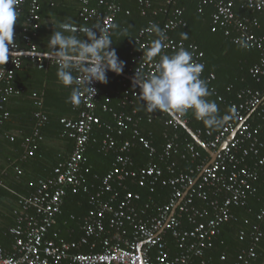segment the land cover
I'll use <instances>...</instances> for the list:
<instances>
[{
	"label": "built area",
	"instance_id": "built-area-1",
	"mask_svg": "<svg viewBox=\"0 0 264 264\" xmlns=\"http://www.w3.org/2000/svg\"><path fill=\"white\" fill-rule=\"evenodd\" d=\"M90 1L84 0V19L112 33V25L116 26V18L123 9L121 0H94L95 6H90ZM179 1L165 0V5L153 8L152 0H139L142 15L150 14L152 18L139 30L138 49L129 71L134 76L136 68L143 65L145 73H156L159 56L151 61L146 59L150 42L156 38L147 29L155 23L167 36L162 54L176 52L181 47L192 52L193 59L204 66L201 79L218 94L212 84L217 76L207 71L204 51L194 42L176 40L172 36L174 30L187 26L185 9L178 5ZM41 3L42 0L17 2L18 15L28 7L26 31L31 33L24 41L29 50L21 48L14 26L15 43L9 50L18 55L9 54L8 61L0 63V110H5L7 97L21 93L14 83L23 65L21 53L31 54L33 61L45 66V59L38 56L40 52L33 42L34 31L41 20ZM207 5L214 7L213 24L223 27L235 44L260 52V60L251 67L250 74L262 82L264 35L258 34L256 29L264 21V0H202L199 11L203 12ZM238 11L250 14L240 15ZM159 16H166V19L163 21ZM48 60L58 64L55 59ZM75 71L76 77L81 79ZM102 84L95 82L94 96L82 92L80 105L72 104L78 112L76 118L61 119L74 140L73 150L34 193L20 199L15 210L17 224L9 228L15 241L10 248L0 247V264H194L198 259L201 264H210L205 259L206 253L214 248L223 225L235 218L234 208L247 205L264 173V88L237 89L236 99L229 102L222 128L217 132L199 128L195 132L212 154L203 153L196 142L183 140L177 131L166 132V141L160 149L152 138L142 133L141 118L136 117V110L130 113L103 104L102 110L113 115L115 126L107 125L100 151L113 153L115 159L103 176L95 173L89 179L88 147L95 128L103 125L98 114ZM227 90L233 92L234 85H229ZM139 92L132 81H125L120 106L133 105ZM218 99L227 101L220 94ZM191 111L173 112L172 117H168L166 112L156 110L149 112L148 121L164 117L166 125L177 128L182 123L187 125ZM4 115L7 117L9 112L5 110ZM36 117L35 131L25 138L30 152L44 139L41 128L48 121V116L41 112H37ZM128 130L131 137L124 139ZM10 138L14 141L15 135ZM137 145L148 152L149 163L136 164L133 151ZM133 185L150 192L161 185L170 187L171 192L168 201L161 203L152 195L143 199L141 192L131 189ZM81 192L88 194L90 207L81 219V234L71 238L74 233L71 230L70 237H66L59 227V216L66 197ZM258 219L264 220V208ZM245 235L242 231L241 238ZM250 236L252 244L239 253L236 264H251L257 257V247L263 236L259 224H254Z\"/></svg>",
	"mask_w": 264,
	"mask_h": 264
},
{
	"label": "trees",
	"instance_id": "trees-1",
	"mask_svg": "<svg viewBox=\"0 0 264 264\" xmlns=\"http://www.w3.org/2000/svg\"><path fill=\"white\" fill-rule=\"evenodd\" d=\"M121 0L122 11L116 18V27L113 31L119 29V25L127 27L136 26V22L141 24V27L147 25L148 21L152 18L151 15L144 16L142 15L139 7V0ZM202 0H180L179 6L185 9L184 18L187 21V26L184 28H178L172 32V36L176 40H184L186 42H194L199 45L201 50L205 53V62L207 66V71H213L216 74V80L212 83L218 94L223 95L227 101L221 102L218 99V94H215L210 90V95L205 99L214 101L218 107V117H225L229 112L230 100L236 99V90L241 87L250 86L253 88H264V80L262 82L257 81L251 74L250 69L260 60V52L257 49L246 48L241 45L235 44L231 37L225 34L223 27L215 25L212 22V13L214 11L213 5L204 6V11L200 12L199 8L201 6ZM41 20L39 28L36 29L35 35L33 37V42L37 45L38 51L42 53H49L47 49V41L53 31V24L55 25L61 21H71L78 28H95L94 21H86L82 16L83 7H80L74 12H71L68 15H63L60 13L59 7L54 0H42L41 3ZM90 6H95L96 2L94 0L90 1ZM165 5V0H152V7L157 8ZM127 11H130L127 14ZM121 13L127 14L123 23L119 22ZM238 14L245 15L250 14L248 11H238ZM122 17H125L123 15ZM163 21L166 19V16H159ZM48 19L53 20L52 23L46 22ZM17 39L21 44V48L25 51H28V47L25 45V36L30 32L27 30L28 27V7L24 8V11L18 15L17 21L14 24ZM137 30V32L140 30ZM136 30L132 32L134 39L137 34ZM256 32L260 35H264V21L261 23V27L256 29ZM98 34V33H97ZM77 36L83 38L84 33L82 31L76 33ZM117 35V34H116ZM128 35V34H127ZM137 37V36H136ZM115 35H112V48H115L120 59L125 61L124 72L130 73L128 68L132 63V60L135 57V53L130 54V50L124 49L117 46L115 43ZM128 36L126 37L127 42ZM135 40V39H134ZM134 48V47H133ZM175 52H168L167 55H172ZM26 57H22L24 61ZM28 58V57H27ZM32 60V58H29ZM48 60V59H45ZM110 74L119 76L113 72ZM131 74V73H130ZM122 83L125 81L131 82L128 79L122 78ZM233 84L235 90L229 92L227 87ZM137 89H139L137 87ZM140 90V89H139ZM101 94V93H100ZM12 97V96H11ZM100 97V96H99ZM8 98V97H7ZM5 110L9 112V115L5 117V110H0V157L5 156L7 158V166L5 168L0 167V180L2 181L0 185V247L10 248L15 241L13 235L9 233V228L17 224V217L15 210L19 207L20 197L16 195L13 189L20 190L23 186H28L30 189L28 192L24 191V196H29L34 193L40 183V180L47 179L54 174V169L62 162H53L49 164L47 161H43L38 155L42 143L45 142V132H47V125H53V122L49 120L45 123V126L41 128V133L44 136V139L38 141L37 148L30 152V148H27L25 144V138L33 134L37 127L38 118L36 117L37 112L31 114V124L29 127L13 126V114L9 111L7 107L6 99L4 100ZM129 112L137 111L136 117L141 118L140 128L144 135L149 136L155 141V144L158 148H162L166 137V132L172 134L178 132L183 140L196 142L190 132L183 126L178 125L177 128L166 125V118L162 117L156 119L154 122L148 121L149 111L141 105L139 97L135 99L133 106L127 108ZM168 117H172L170 113H167ZM62 133L68 138L71 139L73 146L74 140L69 136L68 130L62 124L61 120L58 121ZM187 125L194 132H197L199 128L203 129H212L214 132L219 131V128H209L203 121H199L193 111L188 114ZM15 129V130H14ZM101 128H95L90 145L88 147V166L91 167V173L88 174V178L92 179L93 174H98L100 177L106 173V165H110L111 168L112 162L115 159L113 153H103L100 151V145L104 134L102 133ZM15 135V140L12 141L10 136ZM130 136V131L128 130L124 138ZM197 143V142H196ZM198 148L202 150L203 153L207 154L206 150L197 143ZM133 156L135 158L136 164H146L149 163L148 152L144 150L141 146L137 145L133 151ZM8 157H10L8 160ZM101 161V165H97L98 161ZM25 161V162H24ZM106 164V165H104ZM50 168L48 175L39 176L41 170ZM24 169V171H22ZM107 169V171L109 170ZM31 170V171H30ZM26 172V173H25ZM42 180V181H43ZM9 184L13 187L10 189ZM25 184V185H24ZM8 185V186H7ZM257 191L249 196L246 206L234 208L235 218L224 224L222 228V234L220 238L215 243L213 249L209 250L205 259L210 264H236L238 260L239 253L248 248L252 244V239L250 232L254 224H259L263 236L257 247V257L251 261V264H264V220L258 219V214L264 208V173L262 179L256 183ZM132 190L136 192H141L143 199H146L148 196L152 195L154 198H158L161 203H165L169 199L171 192L170 187L158 186L155 192H150L147 189L140 188L137 185L131 187ZM26 190V189H25ZM88 194L81 192L79 194H69L63 205V212L59 216V227H63L62 234H64L65 226L76 227L81 223V219L87 213L90 205L88 201ZM65 225V226H63ZM68 229V228H67ZM245 231V237L241 238V232ZM75 235V236H74ZM71 238H77L78 235L74 233ZM225 254V259H222V255ZM194 264H201V259L195 261Z\"/></svg>",
	"mask_w": 264,
	"mask_h": 264
},
{
	"label": "clouds",
	"instance_id": "clouds-1",
	"mask_svg": "<svg viewBox=\"0 0 264 264\" xmlns=\"http://www.w3.org/2000/svg\"><path fill=\"white\" fill-rule=\"evenodd\" d=\"M18 0H0V63L9 59V48H13L14 24L17 21ZM115 28V25H112ZM82 31L83 38L76 35ZM156 38L151 40L146 59L159 56L156 73H145L143 65L136 68L132 78L134 87L140 89L139 99L149 112L156 110L167 113H185L188 109L209 128L223 126L227 117H218L214 101L205 99L210 95L205 80L201 79L203 65L193 59V53L181 47L172 55L162 54L166 47V33L157 24L147 29ZM98 33V34H97ZM112 33L107 28H78L73 22L61 21L53 24V31L47 41L48 57L58 61L57 78L61 84L71 87L68 101L79 106L82 92L96 93L93 84L108 83L109 71L122 74L125 61L112 48ZM79 72L78 79L73 70Z\"/></svg>",
	"mask_w": 264,
	"mask_h": 264
},
{
	"label": "crops",
	"instance_id": "crops-1",
	"mask_svg": "<svg viewBox=\"0 0 264 264\" xmlns=\"http://www.w3.org/2000/svg\"><path fill=\"white\" fill-rule=\"evenodd\" d=\"M54 2L57 3V7H59L60 9L59 11L63 15H68L71 12L76 11L80 7H83L84 4V0H54ZM123 15H125V17H122ZM126 16L127 14L121 13L119 22L123 23L125 19L123 20L122 18H126ZM46 22L52 23L53 20L48 19V21L46 20ZM126 26L127 27H124V24L123 26L119 25L118 31L117 30L113 31L112 35H115L114 40L115 43H117L118 47L122 46L124 51H126L129 48L130 49L132 48L130 50V54H132L133 52L135 53V51H137L138 49V45L136 43V36L139 33V31L137 32V30L140 28L141 24L139 22H136V26L134 27L129 26V24ZM135 30L137 32V34L134 37L135 40L134 39L131 40V38H133L132 32ZM127 36L129 41L127 40V42L125 43ZM22 57H26V58L23 61L22 68L17 71L14 81L15 86L18 89H20L21 93L19 95L6 98L7 107L9 111L13 114V121H12L13 126L19 128H21L20 126L29 127V124H31L30 122L31 114L33 112H41L42 114L48 116L49 120L53 122V125H49V127L47 125L46 127L47 132H45L46 135L45 142L42 143L38 155L41 159H43V161H47L49 164L58 161L64 162L69 158L73 150V143L71 139H68L62 133L60 129V125L57 123L62 118H76L78 115V112L73 108L72 104L68 101V97L71 94V87L70 86L66 87L59 82L56 75L58 64L55 61L53 62V61L45 60V66L41 67L39 62H35L29 59L32 57L31 54H26L23 55ZM44 59H51V58L45 57ZM123 73L131 75L128 72L123 71ZM73 74L75 76L77 75L75 69L73 70ZM107 75H108V83L102 84L101 94L98 103L99 106L98 114L102 117V122H103L102 125V128L104 129V131L102 130L103 134H105L108 124L115 126V119L113 115L110 112H104L102 110L103 104L107 103L115 110H121L126 112H129L127 108L133 106L131 105L125 108H122L120 106V102L123 98V85H124L122 83L123 81L122 78L128 79L130 81H132V79L125 77L122 74H119V76H122V78L112 75L109 72L107 73ZM44 126L45 124L43 125V127ZM130 137H131V133L129 137L127 136V138ZM204 149L208 154H212L211 150L207 148ZM9 158L10 157H8V160H10ZM97 161H98L97 165L102 164L101 161L99 160ZM7 162L8 161L7 158H5V156L0 157V167L2 165V167L5 168V166L8 165ZM109 167H110L109 164L106 165V172L107 169H109ZM22 171H24V169H22ZM49 172H50V168L45 170L43 169L41 170L39 176L48 175ZM42 180L43 179L40 180V183L42 182ZM10 186L11 184H9V187ZM12 188L13 187L11 186L10 189ZM29 189L30 188L28 186H23L20 190L13 189V191L21 199L22 197H24V191L28 192ZM79 227L80 224H78V226L76 227L65 226L64 234L70 237L69 236L70 231L74 230V233L79 236L81 234ZM60 228L63 231V227L60 226Z\"/></svg>",
	"mask_w": 264,
	"mask_h": 264
},
{
	"label": "water",
	"instance_id": "water-1",
	"mask_svg": "<svg viewBox=\"0 0 264 264\" xmlns=\"http://www.w3.org/2000/svg\"><path fill=\"white\" fill-rule=\"evenodd\" d=\"M9 54H11V55H18V54H16V53H13V52L10 51V50H9ZM26 54H29V53H21L20 55L23 56V55H26ZM48 55H49V53H41V52L38 54V56H40V57L50 58V57H48ZM122 75H124L125 77H128V78H130V79L133 78V76L128 75V74H124V73H122ZM172 115H173V113H172ZM182 125H183V126H184V127L190 132V134L193 136V138L195 139L196 142H198L202 147L207 148L206 145H205V143L203 142V140H202L201 138H199V137L195 134V132H194L192 129H190V128L188 127V125H186V124H184V123H182ZM234 134H235V132L231 134V137H230V138H232V137L234 136ZM223 146H225V144H223ZM223 146H222V147H223ZM207 149H208V148H207ZM209 150H210V149H209ZM211 153H213L212 150H211Z\"/></svg>",
	"mask_w": 264,
	"mask_h": 264
}]
</instances>
